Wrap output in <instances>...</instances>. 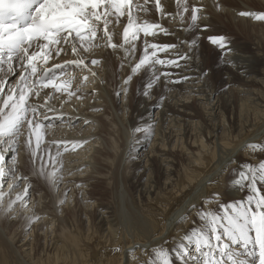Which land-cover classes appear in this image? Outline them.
Masks as SVG:
<instances>
[{
    "label": "bare ground",
    "instance_id": "6f19581e",
    "mask_svg": "<svg viewBox=\"0 0 264 264\" xmlns=\"http://www.w3.org/2000/svg\"><path fill=\"white\" fill-rule=\"evenodd\" d=\"M260 1L204 0L201 4V0H187L189 10L184 12V0H180L179 6L176 0H161L164 14L159 12L156 16L161 17L156 22L154 9L153 12L150 9L154 0H149L146 5L148 11L136 13L138 22L156 23L166 31L157 30L156 35L148 37L141 33L140 39L134 41L135 51L131 53L124 48L114 51L107 47L106 39H101L102 31L98 32L89 52L80 49L88 67L68 66L65 77L63 75L61 79L75 80L72 90L79 89L76 96L81 99L76 96L69 99L66 94L56 93L54 102L50 101L54 110L47 113L49 119L44 121V124L51 125L44 128L47 134L45 141L50 143L47 146L53 151L51 155L55 156L56 164L52 170L59 178V182L51 186L50 196L53 199L47 202L46 193L34 192L30 182L24 179L18 180V187L10 192L8 187L3 189L6 195L0 204V264H147L152 258L153 249L158 247L171 254L172 264H181L176 249L185 234L200 225L198 213L216 211V204H211V200H221L228 205L244 200L249 192L237 183L238 173L247 164L255 165L264 159V152L253 153L248 147L252 144L264 145V23L254 16L240 15L242 12L264 14V0ZM136 2L144 4V0ZM193 7L202 10L197 14L199 19L194 26L190 11ZM124 17L122 27L115 22L109 26L110 31L114 32V43L123 38L127 24V16ZM230 28L238 29L246 37L253 33L251 49L246 50L243 41L235 43L232 37L224 39L223 48L211 43L209 37H220V33L230 31ZM143 37L149 44L175 45L166 51H159L158 57L176 63L155 65V75L159 76V80L154 78L153 69L147 67L146 71L150 72L146 77L148 82L142 83L143 75L136 78L133 85L125 84L124 81L134 75L131 69L144 54L145 42L141 46ZM204 40L209 42L207 47ZM65 47L67 52L50 59L47 66L78 58L73 56L69 46ZM129 47L125 45V48ZM106 51L113 53L112 57L119 61L117 63L124 64V68L120 67L125 72L120 82L121 88H116L124 96L125 105L120 109L122 114L125 110L131 113V120L134 119L133 113H138V119L143 117L148 107L141 108L136 102L142 94L163 90L166 97L155 123V139L150 151L146 152L145 142L149 137L143 140L136 137L138 139L132 141L128 130L123 132L124 139L118 134V139L124 143L122 160L118 163H131L129 177L136 180L126 181L137 192L128 196L127 200L122 195L110 201L96 198V184L102 179V154L114 152L113 147L109 146L113 143L108 145L101 136L107 118L104 112L109 109L115 117L117 113L115 101L108 97L106 87L107 80H110L107 76H112L109 67L113 63L105 55ZM119 51L124 59H120ZM212 53L215 56H211ZM209 56L214 57L222 69L224 84L232 86L234 77L241 84L230 87L223 95L224 99L218 94L217 72L209 66ZM91 60L100 63L93 65ZM261 61L262 66L255 69L254 65ZM93 72L95 75H92ZM165 72L169 73L167 77L162 75ZM84 76L88 77L87 81H84ZM178 81L181 83L173 85ZM149 82L153 85L151 88L148 87ZM51 92L52 89L42 90L41 98L37 100L32 97L30 102L42 104L44 94ZM196 101L199 103L196 104ZM202 115V121L196 122ZM58 116H62V119H57ZM26 134L20 136L17 150L20 139L26 138ZM55 142H60L59 147ZM132 142L136 143L133 148ZM21 149L16 155L15 168L17 176L23 177V170L31 167L27 161L31 152ZM21 151L26 153V158ZM7 158L11 164L10 154ZM137 171L143 172L138 175ZM35 174L33 172L32 175ZM5 182L11 184V176ZM106 184L113 186L110 188ZM106 184L102 193L114 190V183ZM28 185V194L23 201L16 202L13 209L8 211V203L15 201L18 194H23ZM260 187L264 190V184ZM227 206H223L217 214L222 216Z\"/></svg>",
    "mask_w": 264,
    "mask_h": 264
},
{
    "label": "snow or ice",
    "instance_id": "6c2138e0",
    "mask_svg": "<svg viewBox=\"0 0 264 264\" xmlns=\"http://www.w3.org/2000/svg\"><path fill=\"white\" fill-rule=\"evenodd\" d=\"M176 2L179 6L180 0ZM148 3L149 0H144L143 5L136 0H0V204L6 195L3 188L7 177L12 179V183L7 185L9 192L18 187V180H27V177L17 176L15 168L17 144L25 130V144L31 152L32 162L40 161L39 174L53 186L59 182L55 170L45 172L48 161L55 166L56 160L49 150H42L41 145L43 128L51 126L44 124L49 119L47 113L54 110L50 101L56 98V93L66 94L70 99L79 91L72 90L71 79L62 80L61 76L65 75L68 66L88 67L80 49L89 52L98 32H103L101 39H106L107 47L114 51L124 48L131 53L135 51L134 41L140 39L141 33L148 37L156 35L157 30L166 31L156 23L138 22L136 13L147 12ZM184 3L183 11L188 12L187 0ZM154 6L164 14L161 0H154ZM199 11V8H192L193 25L199 19ZM240 15L264 20V14L242 12ZM124 16H127V24L122 34L123 43L117 44L113 42L114 32L109 26L114 22L118 24ZM209 40L224 47V37H209ZM65 45L78 58L47 66L50 59L67 52ZM125 45L130 47L125 48ZM172 47L175 45L161 46L145 40L144 54L131 69L132 73L151 67L154 78L159 80L154 66L175 64L176 61L160 59L158 52ZM90 63L96 65L100 61L91 60ZM18 71V79L13 82L11 77L17 76ZM131 78L129 76L124 83H129ZM83 79L87 81L88 77ZM152 86L149 82L148 87ZM44 89H52L53 92L44 94L42 104L30 102L32 97L39 100ZM76 98L81 99L79 96ZM57 119H62V116ZM55 143L59 147L60 142ZM248 147L253 153L264 152V145ZM8 154L11 164L8 163ZM238 175L237 183L245 187L249 195L225 207L222 216L216 212L198 213L200 225L186 233L176 249L181 264H264V190L260 187L264 184V159L255 165L247 164ZM29 187L26 186L15 201L8 203V211L16 202L23 201ZM151 256L147 264H172V258L164 248L153 249Z\"/></svg>",
    "mask_w": 264,
    "mask_h": 264
},
{
    "label": "rangeland",
    "instance_id": "374dc122",
    "mask_svg": "<svg viewBox=\"0 0 264 264\" xmlns=\"http://www.w3.org/2000/svg\"><path fill=\"white\" fill-rule=\"evenodd\" d=\"M245 2H246V0H244ZM256 1H260V0H256ZM261 2V1H260ZM204 3V0H201V4H203ZM151 6H150V9L152 10V9H154V15L156 16V15H158L159 14V11H157L156 10V8H155V6H154V3H151L150 4ZM152 7H154V8H152ZM196 8H199V7H196ZM200 9V11L198 12V13H200L202 10H201V8H199ZM264 10V7L262 8V11ZM190 11H192V10H190ZM222 11V10H221ZM152 12H153V10H152ZM197 13V14H198ZM175 15H176V13H175ZM177 15H178V12H177ZM161 17V16H160ZM159 17V18H160ZM159 18L156 16V20L154 19V21H156V22H158L159 21ZM123 19V20H122ZM177 19H178V17H177ZM124 20H125V17H122L121 18V22H119L120 23V25H119V23L117 24L118 26H120V27H122V24L124 23ZM261 22L262 23H264V20H261ZM180 23V22H179ZM196 23H197V21H196ZM192 25H193V23H192ZM196 25V24H195ZM225 25L228 27V24L227 23H225ZM194 26V25H193ZM229 28V27H228ZM231 30L230 31H227V32H222V33H220V37H224V39H226L227 37H229V38H233V40H234V42L235 43H238V44H240V43H245V45H244V47H245V49L246 50H249V49H251V47H252V40H253V33H251L250 34V36L248 35V37H246V36H242L243 34L238 30V29H233V28H230ZM122 37V36H121ZM246 38H248V39H246ZM252 40H251V39ZM145 40H146V38H142V41H141V46H143V42H145ZM249 40H251V41H249ZM243 41V42H242ZM94 42V41H93ZM116 43H118V44H121V43H123V38H121V41H117L116 40ZM247 43V44H246ZM209 45V42H208V40H204V46L205 47H207ZM120 50V49H119ZM108 52V53H107ZM112 52V51H111ZM263 52H264V49H263ZM121 53V54H120ZM109 54H110V56H109ZM112 54L113 53H110V51H106L105 52V55L106 56H108L107 58H109V61H112L113 63H112V65H110L111 67H109V72H111L110 74L112 75V76H107L110 80H107V83H106V87H108L107 88V92H108V97L113 101H115V103H114V105L117 107V113H116V117H115V115L109 110V109H106L105 110V116H107V118L105 119V123H104V127L102 128L103 130H102V133H101V136H104V137H102L104 140H105V142H107V144L109 145L110 143H113V144H110L109 146L110 147H113L112 149H113V153H111V154H108V153H103L102 154V164H103V169H101V177H102V179L103 178H105V180L103 179H99L98 181H99V183L98 184H96V186L98 187V192H96L98 195H96V198H98V199H106V201L108 200V201H110L112 198H117V197H119V195H122L123 196V198H126V200H127V198H129L128 196H133V195H136L137 194V192H136V189H134V186H129V184L127 183L128 181H136V180H132V178H130L129 176H130V172H131V163L130 164H128V162H125L124 164L122 163V164H120L119 165V163H121V156H122V153H123V147H124V143H122L123 141L121 140V139H124V137L122 136L123 135V132H124V130L125 131H127L128 130V132H130L131 133V136H132V141L134 140V141H136V139H138V138H140V139H144V138H147V137H149L148 139H146V152H148V151H150L151 150V145H152V143H153V141H154V139H155V129H156V125L157 124H155L156 123V121L158 120V117H159V115H158V113H161L162 112V109H163V106H164V104H165V101H166V97L164 96V92H163V90H158V91H156L154 94H152V93H150V94H142V96H141V98H140V96L138 97V99H137V101L136 102H138L139 103V106L141 107V108H143L144 106H147L148 107V110L146 111V113L143 115V117H141L140 119H138V113H133V120H131V118H129V117H131V113H127V111L125 110V112L122 114V111L120 110L122 107H123V105H125V102L123 101L124 100V96H123V94L122 93H120L119 91H116V88H117V86L119 87V88H121V84H120V82H121V80H122V75H125V72H123V70H121L122 68H120L121 66L123 67V65H120L119 63H117V62H119V61H116L113 57H112ZM119 56H120V59H124L123 58V54H122V52L121 51H119ZM211 56H215L214 55V53H212L211 54ZM211 56H209V58H208V64H209V66H211L212 68H213V70L215 71V72H217L216 73V84H217V88H218V94H219V96H221V98L222 99H224V96L223 95H225V94H227V91L230 89V87H233V86H241V84L239 83V80H238V78L237 77H234L233 79H234V83L233 84H231L232 86H230V85H228L227 83L226 84H224L223 82H224V77H223V75H222V73H221V71H222V69L219 67V65H217V62L214 60V57H212L211 58ZM113 58V59H112ZM112 59V60H111ZM115 62H114V61ZM214 61V62H213ZM216 62V63H215ZM262 61L261 62H259L258 64H255L254 65V68L255 69H257L258 67H261L262 66ZM117 64V65H116ZM115 66H117V68H113V67H115ZM222 67H223V65H221ZM124 68V67H123ZM216 68V69H215ZM115 69V70H114ZM117 69V70H116ZM146 69L147 68H145V70L144 69H142V71H140V72H138V73H136V74H134V75H131V80L129 81V83H127L128 85H133L134 84V81L136 80V78L137 79H139L138 77L139 76H143V84H145L146 82H148L147 80H148V78H146V77H148V74L150 73L148 70L146 71ZM113 70V71H112ZM118 70H119V73H118ZM218 70V71H217ZM123 73H121V72ZM116 74H115V73ZM149 72V73H148ZM18 75H19V73H17V76H14V77H11V80L14 82L15 81V79H18ZM120 77H119V76ZM218 75H219V77H218ZM64 77H65V75H64ZM164 77H167V76H164ZM217 77H218V79H217ZM111 78H112V80H113V82H111L112 80H111ZM147 79V80H146ZM119 80V81H118ZM73 81H75V80H73L72 79V83H73ZM118 83H117V82ZM111 82V83H110ZM112 83H114V84H112ZM174 83V84H173ZM172 84L173 85H175V84H180L181 82L180 81H178V82H173ZM110 84V85H109ZM143 84H141V86H144ZM109 85V86H108ZM112 88H111V87ZM140 86V87H141ZM109 89H110V91H109ZM159 89V88H158ZM46 89H44L43 91H45ZM48 90V89H47ZM118 90V89H117ZM117 92V93H116ZM118 93H119V95H118ZM141 94V93H140ZM112 95V96H111ZM41 96H42V92H41ZM41 96H40V98H41ZM114 97V98H113ZM117 99V100H116ZM232 99H235L234 97L232 98ZM52 102H54V99L53 100H51ZM113 101V102H114ZM191 102V101H190ZM117 103V104H116ZM199 102L198 101H196V104H198ZM118 105V106H117ZM194 108L199 112V109L197 108V106L196 105H194ZM110 112V113H109ZM111 115V116H110ZM113 115V116H112ZM201 118L199 119V120H197L196 122H199V121H202V118L204 117L203 115L202 116H200ZM116 118V119H115ZM118 121V122H117ZM128 124V126H126ZM106 126V127H105ZM120 126V127H119ZM126 127H128V128H126ZM121 128V129H120ZM133 129V130H132ZM134 129H136V130H134ZM44 128H43V133H44ZM114 130H115V132H114ZM136 132V133H135ZM120 133V135L122 136V137H120L119 139L121 140H119L118 139V137L120 136V135H118ZM122 133V134H121ZM135 133V134H134ZM221 133V132H220ZM25 134H26V131H25ZM45 135V137H44V141H43V143H42V145H41V147H42V150L43 149H47V150H49L50 151V153H52L53 151H51V148H50V146L48 147L47 146V144H50L49 142H47L46 143V141H47V139H45L47 136V134L46 133H44ZM134 134V135H133ZM118 135V136H117ZM117 136V137H116ZM25 137H27V134H26V136ZM136 137H138V138H136ZM24 140V141H23ZM25 140H26V138H24V139H20V146L18 147V150H17V153H16V155L18 154V152H19V148L21 149V150H26V152H30V150L28 149V147H25V145L26 144H24L25 143ZM46 140V141H45ZM107 140V141H106ZM118 140H119V142H120V144H119V142H118ZM111 141V142H110ZM109 142V143H108ZM34 144H35V141H34V139H33V146H34ZM116 144V145H115ZM136 145V143L135 142H132V148L134 147ZM22 146H24V148L22 147ZM44 146H45V148H44ZM47 146V147H46ZM120 146V148H118ZM114 147H116V148H114ZM49 148V149H48ZM123 148V149H122ZM116 149H118L117 151H116ZM139 150V149H138ZM23 151H21V152H23ZM121 152V153H119V152ZM74 154H77V153H75V152H73ZM141 153V152H140ZM23 157L24 158H26V153L25 152H23ZM55 154V153H54ZM27 155H28V153H27ZM29 155H30V157H29ZM28 156H27V158L29 157V159L30 160H28L27 159V161H29V166H33V167H35V168H33V171L31 172V167H29V169L28 168H26L25 170H23V177H25V172L27 173V181H29L30 182V185H31V188H32V190L34 191V192H36V193H42V194H45L44 196L45 197H48V200H47V202H49V199H53V196H50V193L52 192V184H50L44 177H42L40 174H39V170H40V167L39 166H41L40 165V161L39 160H37L36 161V163H34L33 164V162H30L32 159H31V154H29ZM118 155H120V158H118L119 156ZM139 155H141V154H139ZM55 157V156H54ZM118 159H117V158ZM139 157V156H138ZM100 158V157H99ZM45 159L47 160V157H45ZM106 159H108L109 161L107 162V160ZM104 161H106V162H104ZM132 161H134V162H136V163H138L139 162V160H137V159H133ZM111 162V164H110V166H109V163ZM117 162V163H116ZM119 162V163H118ZM28 163V162H27ZM114 163H116L117 164V166H116V164H114ZM33 164V165H32ZM38 165V166H37ZM124 165V166H123ZM129 165V166H128ZM115 166H116V168H115ZM119 166V167H118ZM124 168H122V167ZM127 166V167H126ZM36 167H37V169H36ZM114 167V168H113ZM126 167V168H125ZM129 170H128V169ZM36 169V170H35ZM52 169H54V166H53V168H52V163L50 162V161H48V165H47V167L45 168V172L47 173V172H52L53 170ZM62 169H64V167L62 168ZM30 170V171H29ZM35 170V171H34ZM114 170L116 171L115 172V174L117 175V177H116V175L114 174ZM125 170V171H124ZM28 171V172H27ZM103 171H105V172H103ZM130 171V172H129ZM31 172V173H30ZM33 172H34V174H35V176L34 175H32L33 174ZM38 172V173H37ZM111 172V173H110ZM125 172H127V174L125 173ZM138 172V175H140L143 171H137ZM137 172H135V174H136V176H138L137 175ZM20 173V172H19ZM109 173V174H108ZM118 173V174H117ZM39 174V175H38ZM112 174V175H111ZM115 176H114V175ZM108 175H109V177H108ZM111 175V176H110ZM120 175V176H119ZM37 176H38V178H37ZM104 176V177H103ZM107 176V177H106ZM114 176V177H113ZM126 176L128 177V178H126ZM119 177V178H118ZM133 177H134V175H133ZM42 178V179H41ZM117 178V179H116ZM124 179V180H122V179ZM114 179V180H113ZM102 180V181H101ZM108 180V181H107ZM23 181V180H22ZM106 181V182H105ZM119 181V182H118ZM127 181V182H126ZM107 182H109V183H114V186H115V188H114V190H111V189H109L107 192H105V193H102L103 192V190H105L104 188H103V186L107 183ZM97 183V182H96ZM103 183V184H102ZM5 184H6V182H5ZM130 184H131V182H130ZM7 185L8 184H6V185H4V188L3 189H6L7 188ZM35 185V186H34ZM108 187H112L113 185H108V184H106ZM110 187V188H111ZM118 187H122L123 189H119ZM34 188V189H33ZM36 188V189H35ZM51 188V189H50ZM103 188V189H102ZM117 188V189H116ZM133 188V189H132ZM91 188H89V190H90ZM36 190H39V191H36ZM51 190V191H50ZM86 190H88V188L86 189ZM101 190V191H100ZM123 190V191H122ZM128 190V191H127ZM3 191H5V190H3ZM47 191V192H46ZM50 191V192H49ZM121 191V192H120ZM118 192H120V194L118 193ZM124 192H125V194H124ZM48 193V194H47ZM117 193H118V195H117ZM57 194H59V191L57 192ZM110 194V196H108V198L106 197V195H109ZM124 194V195H123ZM98 196V197H97ZM211 202V204H216V206H215V208H216V211L215 210H210V211H208V212H216V213H219L221 210H222V208H223V206H227L228 204H226V203H224L223 201L221 202V200L220 201H214V200H211L210 201ZM29 203V202H28ZM28 203H27V205H28ZM74 206V205H73ZM195 224V223H194ZM197 226V225H196ZM195 226V227H196ZM195 227H193V228H195ZM169 255H171L170 253H169Z\"/></svg>",
    "mask_w": 264,
    "mask_h": 264
}]
</instances>
